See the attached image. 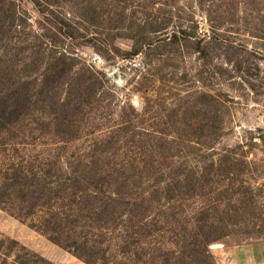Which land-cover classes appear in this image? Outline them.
I'll list each match as a JSON object with an SVG mask.
<instances>
[{
  "label": "rangeland",
  "instance_id": "374dc122",
  "mask_svg": "<svg viewBox=\"0 0 264 264\" xmlns=\"http://www.w3.org/2000/svg\"><path fill=\"white\" fill-rule=\"evenodd\" d=\"M0 264H264V0H0Z\"/></svg>",
  "mask_w": 264,
  "mask_h": 264
},
{
  "label": "trees",
  "instance_id": "16d2710c",
  "mask_svg": "<svg viewBox=\"0 0 264 264\" xmlns=\"http://www.w3.org/2000/svg\"><path fill=\"white\" fill-rule=\"evenodd\" d=\"M38 261H36V263H37Z\"/></svg>",
  "mask_w": 264,
  "mask_h": 264
}]
</instances>
